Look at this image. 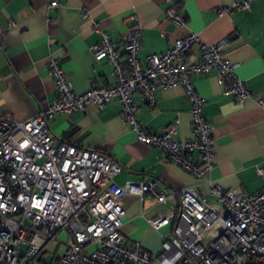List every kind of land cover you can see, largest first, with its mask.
Here are the masks:
<instances>
[{"label": "built area", "instance_id": "built-area-1", "mask_svg": "<svg viewBox=\"0 0 264 264\" xmlns=\"http://www.w3.org/2000/svg\"><path fill=\"white\" fill-rule=\"evenodd\" d=\"M50 7L58 8V1ZM252 0H232L220 13L249 11ZM89 16L82 10V18ZM166 16L177 25L184 19L171 5ZM141 28L135 25L124 36L123 52H117L110 36L92 46L96 60L113 66L114 82L75 92L59 62L49 60L56 98L39 113L23 121L0 113V264H264V186L248 193L239 188L211 186V195L201 197L194 186L178 190L158 189L155 182L126 181L115 175L121 166L94 149L57 142L48 121L59 113L84 111L116 100L122 119L137 139L155 146L190 173L210 182L214 167L211 124L203 114V99L192 77L215 70L223 94L241 104L252 95L235 73V64L223 55L228 38L206 43L195 32L176 38L161 53L138 59ZM182 86L191 104L193 137H174L177 122L160 132L146 130L136 118L140 101L155 103L157 88ZM257 102L264 107V97ZM198 150L199 160L192 159ZM264 176V170L257 168ZM156 189L157 202L179 195V205L167 215L149 219L155 229L174 218L170 233L163 236L159 254L152 256L139 242H127L121 230L124 194L142 195ZM64 245L61 255L46 249Z\"/></svg>", "mask_w": 264, "mask_h": 264}, {"label": "crops", "instance_id": "crops-1", "mask_svg": "<svg viewBox=\"0 0 264 264\" xmlns=\"http://www.w3.org/2000/svg\"><path fill=\"white\" fill-rule=\"evenodd\" d=\"M0 0V113L18 121L35 114L56 98L49 60L60 63L75 92L114 82L113 66L96 60L92 46L107 33L117 52H123L124 36L135 25L141 28L138 59L163 52L176 38L195 32L206 43L228 38L223 55L235 64V73L252 93L241 104L223 94L215 70L194 75L192 80L203 99L202 110L211 124L214 167L210 182L166 159L155 146L137 139L135 130L122 119L116 100L84 111L59 113L48 121L57 142L98 150L121 166L115 181L155 182L158 189L180 191L194 186L201 197L214 200L211 186L223 190L239 188L248 193L264 186V0H252L249 11L220 13L232 0ZM174 5L184 23L177 25L166 16ZM89 16L82 18V10ZM137 101L136 118L146 130L160 132L177 122L174 137L193 136L191 104L180 85L157 88L155 103ZM199 160L198 150L191 154ZM156 189L142 195L124 194L121 230L127 242H139L152 256L160 253L163 236L171 232L174 218L155 229L149 219L178 208L176 194L157 202Z\"/></svg>", "mask_w": 264, "mask_h": 264}, {"label": "rangeland", "instance_id": "rangeland-1", "mask_svg": "<svg viewBox=\"0 0 264 264\" xmlns=\"http://www.w3.org/2000/svg\"><path fill=\"white\" fill-rule=\"evenodd\" d=\"M64 250V245L62 244H58L56 246H53V245H50L47 249H46V252H45V256H44V262H47L49 263L52 259V255L49 254L48 252L52 251L54 252L56 255H61L62 254V251Z\"/></svg>", "mask_w": 264, "mask_h": 264}]
</instances>
